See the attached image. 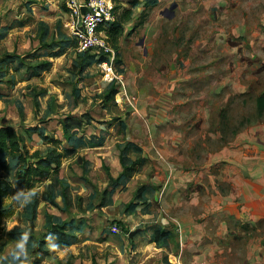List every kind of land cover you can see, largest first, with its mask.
<instances>
[{"label": "rangeland", "instance_id": "1", "mask_svg": "<svg viewBox=\"0 0 264 264\" xmlns=\"http://www.w3.org/2000/svg\"><path fill=\"white\" fill-rule=\"evenodd\" d=\"M56 2L0 0V24L12 25L5 38L32 39L25 52L0 53V125L42 153L52 138L58 151L72 148L68 130L78 154L62 158L59 177L71 205L63 186L52 191L38 178L21 191L34 198L19 209L10 159L0 177L9 186L0 197V264L25 233L30 259L49 236L48 214L70 224V237L47 239L54 251L43 264H264V219H255L264 214V0H115L124 31L110 41L111 82L102 62L110 58L77 51L66 2ZM42 60L51 66L31 76L28 66Z\"/></svg>", "mask_w": 264, "mask_h": 264}, {"label": "trees", "instance_id": "2", "mask_svg": "<svg viewBox=\"0 0 264 264\" xmlns=\"http://www.w3.org/2000/svg\"><path fill=\"white\" fill-rule=\"evenodd\" d=\"M131 15H132L131 10H128V12L123 17V21L126 22L130 20ZM11 28L12 25L1 27L0 24V39L5 38ZM123 31H124V25H121V23L118 22V20H116L115 22L112 23L111 26L106 28V33L109 38V41H111L112 39L114 43L117 42V37L122 36ZM86 53H90V52H86ZM11 57H12L11 54H8L6 56L7 59ZM93 57H96L95 54H93ZM51 64H52L51 60H42L33 68H31L30 66H28V68H30V70H33L31 76L36 77L40 75L41 71L47 70L51 66ZM116 92H117L116 86L113 85L109 89L107 97H113L116 94ZM257 107H258V114L263 115L264 95L258 97ZM64 132H65L66 141L69 144H72V148L66 147L62 149V152L58 151V148H56L55 144H61V140L52 138L51 141L54 144L49 147L47 153H42L40 150L31 151L30 148H28V146L25 144L20 132L16 127L12 125H0V177L3 171L12 169V165L10 164L9 161L10 159H14L17 161L16 166H18L16 167V171H15V178L17 180L16 189H18L19 191H26L32 189L34 187V182L37 181L38 178L50 180L49 187L52 189V191L56 190L60 186H63L62 202L63 204H65L64 208L69 207L71 205V200L68 190L69 185L64 179L59 177V170L62 164L61 162L62 158L64 156H74L78 154L79 144L74 140V137L71 136L68 133V130H66L65 128H64ZM39 133L42 134L40 130ZM46 138H48V136ZM117 156L121 161V163H124V155L121 150L119 153H117ZM77 160L82 166H86L87 161L84 159L83 156L78 155ZM110 177L112 181L114 182L118 181V178L115 179L111 175ZM8 183L9 185L11 184L10 182ZM8 190H9L8 185L4 187L0 184V197H4L5 195H7ZM145 191H147L146 188L141 187L137 193L138 195H142ZM52 203L57 207L61 208L60 207L61 205L58 204L57 202H53V199H52ZM38 204L39 201L36 200L32 206L34 212L31 218L32 221L30 226L31 229L35 227L34 222L38 216V211H37ZM45 229L47 230L46 233H51L52 236L55 237L57 242L60 244L67 242V239L70 237L69 234L70 224L67 225L66 222H63L60 218L54 217L50 214L46 216ZM46 237L47 234H44L43 238L41 237V239H39L38 246L32 249L30 253L29 264H43L44 257L53 253L54 250L47 246ZM31 238L33 237L31 236Z\"/></svg>", "mask_w": 264, "mask_h": 264}, {"label": "built area", "instance_id": "3", "mask_svg": "<svg viewBox=\"0 0 264 264\" xmlns=\"http://www.w3.org/2000/svg\"><path fill=\"white\" fill-rule=\"evenodd\" d=\"M70 26L77 51L81 54L94 52L97 59H104L105 80L114 79L112 64L115 51L110 44L106 28L116 21L117 15L114 0H67Z\"/></svg>", "mask_w": 264, "mask_h": 264}, {"label": "clouds", "instance_id": "4", "mask_svg": "<svg viewBox=\"0 0 264 264\" xmlns=\"http://www.w3.org/2000/svg\"><path fill=\"white\" fill-rule=\"evenodd\" d=\"M13 198L16 201V206L19 209H23L28 206L30 201L34 198V195L31 191H18L13 194ZM51 237L52 234L49 233V236L46 237V239H50ZM28 240L29 235L25 233L19 236V238L13 242L14 247L6 257H3V259L6 261V264H29V259L26 253Z\"/></svg>", "mask_w": 264, "mask_h": 264}, {"label": "crops", "instance_id": "5", "mask_svg": "<svg viewBox=\"0 0 264 264\" xmlns=\"http://www.w3.org/2000/svg\"><path fill=\"white\" fill-rule=\"evenodd\" d=\"M63 1L66 2L67 0H57L56 3L59 4V2L61 3ZM56 3H51L49 5V7H50V13H51L52 6H54ZM37 7L38 6L36 5L35 8H37ZM42 12H45V11L42 10ZM61 12L63 14H65V15L68 14L67 13V10L62 9V8H61ZM4 26H7V24L1 23V27H4ZM35 40L36 41H39L40 39L39 38H35ZM46 41H48V38H46ZM27 42L31 44L32 39L31 38H2V39H0V53H3V52L6 53L7 51L8 52H15L16 51L17 53L18 52H25V51H27V49L22 50L21 47L24 46V45H26ZM39 219H40V215H39ZM255 219H260V220L261 219H264V214L255 217ZM254 224H257V223L255 222ZM261 224H263V222ZM254 230H255V235L257 237L255 239V241H259L260 240L259 241V244H258V245H260L261 244V241H262V238H261V232L262 231L258 227H255ZM262 258L264 259V256L262 257V254H261V260H262Z\"/></svg>", "mask_w": 264, "mask_h": 264}, {"label": "water", "instance_id": "6", "mask_svg": "<svg viewBox=\"0 0 264 264\" xmlns=\"http://www.w3.org/2000/svg\"><path fill=\"white\" fill-rule=\"evenodd\" d=\"M177 6V3H173L170 8H167L164 12H163V15L168 17V18H171L173 15H174V9L176 8ZM143 42L141 41L140 44H142Z\"/></svg>", "mask_w": 264, "mask_h": 264}]
</instances>
